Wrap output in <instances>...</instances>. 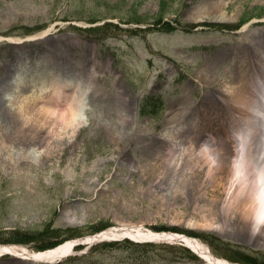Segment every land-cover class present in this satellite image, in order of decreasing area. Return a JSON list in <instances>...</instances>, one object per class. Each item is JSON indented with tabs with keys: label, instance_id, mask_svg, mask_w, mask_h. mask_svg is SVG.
<instances>
[{
	"label": "rangeland",
	"instance_id": "374dc122",
	"mask_svg": "<svg viewBox=\"0 0 264 264\" xmlns=\"http://www.w3.org/2000/svg\"><path fill=\"white\" fill-rule=\"evenodd\" d=\"M263 64L264 0H0V106L15 70L23 95L59 71L93 74L86 122L69 143L45 157L32 150L38 142H0V244L38 251L127 224L185 232L233 264H264V236L211 202L224 197L233 169L213 167L208 178L196 155L204 142L218 146L231 119L252 121L227 98L243 97L234 88ZM9 154L14 170L2 162ZM54 264L205 261L180 242L121 238L84 244Z\"/></svg>",
	"mask_w": 264,
	"mask_h": 264
},
{
	"label": "bare ground",
	"instance_id": "6f19581e",
	"mask_svg": "<svg viewBox=\"0 0 264 264\" xmlns=\"http://www.w3.org/2000/svg\"><path fill=\"white\" fill-rule=\"evenodd\" d=\"M9 40L19 41L12 38ZM22 72L23 70H15L12 75L14 78L12 87L15 89L9 93L3 92L1 96L0 125L6 123L5 130L7 132L0 128V142L9 146L12 143L19 145L22 141L38 142L39 146L32 147V150L48 157L51 149L69 143L70 138L86 122L88 92L93 74L89 70L87 72V69L59 71L60 77H53L46 86L42 85L39 88L31 85L30 93L23 95L17 90L22 83ZM250 87L258 92L254 98L244 95L250 91ZM234 89L242 92L243 97L233 94L227 98L228 102L244 106L245 110L247 108L248 115V111L256 109L258 107L256 102L264 97V77L260 76L257 71H253L248 79L245 78ZM30 97L33 99L29 102ZM51 114L54 118H51ZM262 115L263 121L264 114ZM223 118L224 111L220 109L214 123L215 126L223 124ZM234 120L231 119L225 124L223 135L216 134L217 141L219 140L218 146L216 144L214 148L211 143L204 142L197 149L196 155L204 156L202 160L207 167L204 170L205 176L208 178L211 177V173H214L213 167L221 169L225 164L233 169V176L224 189V197L218 199L219 201L212 198L211 202L216 207L219 204V208L226 215L231 210L233 212L234 209L237 210L239 216L241 215V218L247 221L254 232L264 236V128L257 127L253 121L246 126L240 122V126H237L233 124ZM226 129L232 132L231 135L236 140V145H233L232 148H227L223 144V141L227 139ZM254 135L258 136V142H261L260 146L253 145ZM213 140L215 139L210 136V141ZM220 150L227 154L224 156L225 161L224 158L217 157ZM2 162L10 170H14L18 166L17 162L11 163L10 154L7 158L3 157ZM201 186L203 183L199 184V187ZM121 237L134 240L177 242L181 240L204 260L205 264H233L226 259L214 256L209 247L197 238L171 232L158 233L138 225L127 224L111 226L83 238L68 239L43 251L29 250L20 244H0V256L9 255L15 261L23 264H54L72 253L74 243L80 239L85 243H90L92 240Z\"/></svg>",
	"mask_w": 264,
	"mask_h": 264
},
{
	"label": "trees",
	"instance_id": "16d2710c",
	"mask_svg": "<svg viewBox=\"0 0 264 264\" xmlns=\"http://www.w3.org/2000/svg\"><path fill=\"white\" fill-rule=\"evenodd\" d=\"M13 236H19L20 235V233H18V232H10ZM22 236V235H21ZM21 236H19V237H17V238H11V239H19ZM56 242H51V243H48V244H43V245H41L40 247L41 248H45V247H49V246H52V245H54Z\"/></svg>",
	"mask_w": 264,
	"mask_h": 264
}]
</instances>
